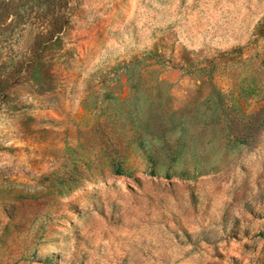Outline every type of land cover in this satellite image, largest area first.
<instances>
[{
	"label": "rangeland",
	"instance_id": "1",
	"mask_svg": "<svg viewBox=\"0 0 264 264\" xmlns=\"http://www.w3.org/2000/svg\"><path fill=\"white\" fill-rule=\"evenodd\" d=\"M0 264H264V0H0Z\"/></svg>",
	"mask_w": 264,
	"mask_h": 264
}]
</instances>
